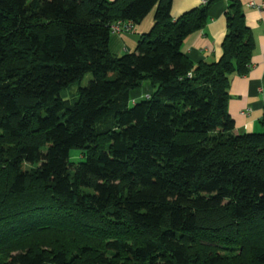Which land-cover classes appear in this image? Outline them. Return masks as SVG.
Instances as JSON below:
<instances>
[{"label": "trees", "instance_id": "1", "mask_svg": "<svg viewBox=\"0 0 264 264\" xmlns=\"http://www.w3.org/2000/svg\"><path fill=\"white\" fill-rule=\"evenodd\" d=\"M171 1L0 0V264H264V116L235 133L227 108L252 35L227 0L220 58L194 64L183 40L217 0ZM154 6L113 54L111 25Z\"/></svg>", "mask_w": 264, "mask_h": 264}, {"label": "crops", "instance_id": "2", "mask_svg": "<svg viewBox=\"0 0 264 264\" xmlns=\"http://www.w3.org/2000/svg\"><path fill=\"white\" fill-rule=\"evenodd\" d=\"M113 1V0H108ZM244 14L245 24L253 38V50L249 70L244 75L231 74L228 87V112L235 124V133L257 132L264 116V7L260 10L248 5L250 0H237ZM264 0H257L262 2ZM205 0H172L171 16L177 18L182 13L199 6ZM227 0H217L209 8L203 28L184 38L181 51L194 64L217 61L222 54V41L226 33L224 11ZM153 10L139 24L127 32L111 33L108 46L115 55L133 52L139 35L148 33L153 25ZM124 25V23H121ZM132 91L131 97L147 96L151 92L148 83ZM143 94V95H141Z\"/></svg>", "mask_w": 264, "mask_h": 264}, {"label": "rangeland", "instance_id": "3", "mask_svg": "<svg viewBox=\"0 0 264 264\" xmlns=\"http://www.w3.org/2000/svg\"><path fill=\"white\" fill-rule=\"evenodd\" d=\"M155 9H156V6H154V7L151 9V11L153 10V12L155 13ZM151 11H150V12H151ZM150 12H149V13H150ZM149 13H148V14H149ZM153 15H154V14H153ZM90 79H91V74H90V73L86 74L82 80L77 81V82H74L73 84H71V85L68 87V89L65 90V91L63 92L62 95H63L66 99H68L70 102H74V101L77 99V97H78L79 88H80V87H84V86H86L87 83H88V81H89ZM140 88H142V87H140ZM140 88H138V89H140ZM141 95H143V94H141ZM140 97H141V96H137V99H139ZM134 99H136V98H134ZM12 142H17V141H12V140H11V141L9 142V144H11ZM70 154H71L70 159H71L72 161H75V160L78 159V156H79V154H80V150H78V149H72L71 152H70ZM16 242H17V241H10V242L8 243V244L13 245V246L16 247V248L14 249V251H12L11 253L16 252L17 249L20 250L21 248H17L18 246H26V245H27V244L22 245L21 243H19V244L17 245ZM46 248H47V247H46ZM0 258H1V257H0Z\"/></svg>", "mask_w": 264, "mask_h": 264}, {"label": "built area", "instance_id": "4", "mask_svg": "<svg viewBox=\"0 0 264 264\" xmlns=\"http://www.w3.org/2000/svg\"><path fill=\"white\" fill-rule=\"evenodd\" d=\"M248 5L252 8H255L257 10H260L262 7H264V1L257 2V0H250ZM132 24L130 22L125 23L124 25H121V23H113L110 27L111 33H121V32H127L131 30ZM262 102H264V97H262Z\"/></svg>", "mask_w": 264, "mask_h": 264}]
</instances>
